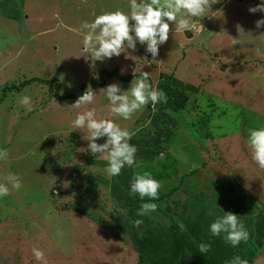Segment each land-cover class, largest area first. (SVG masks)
I'll use <instances>...</instances> for the list:
<instances>
[{
    "label": "rangeland",
    "instance_id": "obj_1",
    "mask_svg": "<svg viewBox=\"0 0 264 264\" xmlns=\"http://www.w3.org/2000/svg\"><path fill=\"white\" fill-rule=\"evenodd\" d=\"M3 3L10 18L0 12V149L9 157L0 160V182L12 173L22 187L9 185L10 194L0 197V264H41L34 246L43 250L46 264H137L136 248L115 217L125 218L127 208L143 201L130 187L145 171L162 184L159 198L147 202L156 211L142 216L155 230H167L196 195L214 199L221 191L217 201L225 211H250L249 243L257 253L251 264H264V169L248 143L250 129L264 128V26H255L264 12H249L264 0H218L203 17L182 13L191 36L169 22V39L155 61L138 41L135 51L125 47L104 61L84 50L87 30L81 25L106 11L130 12V0ZM112 70L121 79L104 72ZM141 71L158 89L172 76L170 85L186 96L184 107L169 97L129 120L111 117L133 133L139 167L126 165L109 176L107 153L81 152L91 133L73 130L72 122L84 108H95L98 119L108 116L103 89L119 83L127 91ZM32 78L37 80L21 84ZM93 79L104 80L93 90L94 102L71 106ZM57 93L76 98L58 100ZM23 96L31 98V112L20 104Z\"/></svg>",
    "mask_w": 264,
    "mask_h": 264
},
{
    "label": "clouds",
    "instance_id": "obj_2",
    "mask_svg": "<svg viewBox=\"0 0 264 264\" xmlns=\"http://www.w3.org/2000/svg\"><path fill=\"white\" fill-rule=\"evenodd\" d=\"M217 2L218 0H139V2L130 0V12L106 11L96 16L92 22L85 21L81 25L82 29L87 30L83 38L84 50H91L95 61H104L113 56L119 57L125 47L135 51L138 41L141 45H146L145 51L150 53L155 61L159 55V47L169 39V22L176 25V31L191 30L190 20L184 18L182 13H187L193 18L203 17L205 11ZM249 12H264V3L250 7ZM178 15H181V18L177 23ZM255 26L257 29L264 26V18L256 20ZM123 71L122 69V73ZM150 75L149 72L141 71L140 78L133 80L127 91H123L119 83L109 84L103 89L110 102L109 115L98 119L95 108H84L72 122L73 130L86 128L91 133L90 139H87L89 141L87 149L82 148L81 152L90 151L91 154L99 153L100 155L107 153L105 158L109 166L106 172L109 176H118L126 165L139 167L135 159L137 148L130 143L133 133L126 128H121L111 117L119 116L129 120L134 113L142 110L149 103L153 108L159 102L167 103L166 93L149 83ZM95 95L89 86L71 106L80 109L82 106L92 104ZM19 102L27 107V111L33 110L29 96H23ZM249 133L248 143L252 149V159L261 169H264V128L250 129ZM103 137H107L104 143H96L97 139ZM8 157L9 151L0 149V160L7 161ZM4 181L0 182V197L10 194L9 185L16 190L22 187V181L18 175L9 173L4 177ZM161 187V182L154 179L150 172L145 171L135 175L130 191L132 194L138 193L142 200L145 197L155 200L159 198L158 193ZM156 209L155 203H143L137 215L144 216ZM208 215H215L213 208H209ZM142 223V220H135L133 226L139 227ZM179 227L182 231L185 230L183 223ZM210 232L213 236H220L223 233L226 243H230L233 247H237L242 241L247 242L250 236L239 215L225 211L223 216L216 217L211 223ZM210 249V244L199 245L201 253H206ZM32 254L35 260L46 264L42 249L34 246ZM229 264H249V262L235 256Z\"/></svg>",
    "mask_w": 264,
    "mask_h": 264
},
{
    "label": "trees",
    "instance_id": "obj_3",
    "mask_svg": "<svg viewBox=\"0 0 264 264\" xmlns=\"http://www.w3.org/2000/svg\"><path fill=\"white\" fill-rule=\"evenodd\" d=\"M104 72L109 76L117 75L121 79L116 70ZM138 75L140 76V73ZM129 78L130 76H127L123 80H129ZM34 80L37 78L25 80L21 84L25 85ZM171 80L172 76L167 75L166 80L159 84V88L166 93L167 98H174V105L177 108L183 109L186 96L179 88L170 85ZM45 81L43 80V82ZM91 84L92 90H94L95 87L102 86L104 80L101 79L97 82L93 79ZM55 95L58 100L68 97L76 98L75 95L71 94L61 96L57 93ZM162 104L163 102H159L156 106ZM147 107L150 108L151 103ZM224 184L226 183L224 182ZM220 192L214 194L216 195L215 200L208 194L196 195L195 201L188 204L189 206L186 205L178 217L170 216L172 219L167 230H155L149 220H144L142 216L137 215L141 205L151 200L148 197L127 208L125 218L122 216L115 217L118 225L122 223V230L128 233L136 248L137 264H229L235 256H239L251 264L257 253L251 247L252 244L249 243L254 234L253 218L249 213L250 211L246 213L247 210L243 209L246 215L237 211L239 217L243 215L241 221L250 234L247 242L242 241L237 247H233L230 243H226L223 233L220 236H213L210 232L211 223L215 221L216 217L223 216L225 211L222 206L225 207L226 204L221 206L217 201ZM231 204L234 205L233 202ZM209 208L214 209L215 215H208ZM135 220H142L143 223L139 227H134L133 221ZM178 222L184 224L185 230L180 229ZM201 243L210 244L211 249L206 253H201L199 251Z\"/></svg>",
    "mask_w": 264,
    "mask_h": 264
},
{
    "label": "crops",
    "instance_id": "obj_4",
    "mask_svg": "<svg viewBox=\"0 0 264 264\" xmlns=\"http://www.w3.org/2000/svg\"><path fill=\"white\" fill-rule=\"evenodd\" d=\"M4 0H0V12L4 13L6 12V17H9L10 18V15L7 14L8 12V8L6 7V5L3 3ZM11 6V5H10ZM20 8L17 10V13L15 14V16H17V18L19 19L20 18ZM13 18V17H12ZM168 99V98H167Z\"/></svg>",
    "mask_w": 264,
    "mask_h": 264
},
{
    "label": "water",
    "instance_id": "obj_5",
    "mask_svg": "<svg viewBox=\"0 0 264 264\" xmlns=\"http://www.w3.org/2000/svg\"><path fill=\"white\" fill-rule=\"evenodd\" d=\"M185 33H186V35L188 36V37H190L191 36V33H190V31H185Z\"/></svg>",
    "mask_w": 264,
    "mask_h": 264
}]
</instances>
